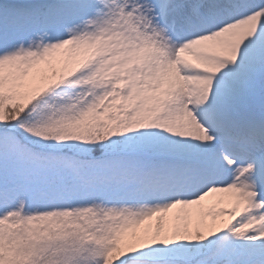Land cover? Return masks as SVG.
<instances>
[{"label": "snow or ice", "instance_id": "1", "mask_svg": "<svg viewBox=\"0 0 264 264\" xmlns=\"http://www.w3.org/2000/svg\"><path fill=\"white\" fill-rule=\"evenodd\" d=\"M0 264H264V0H0Z\"/></svg>", "mask_w": 264, "mask_h": 264}]
</instances>
